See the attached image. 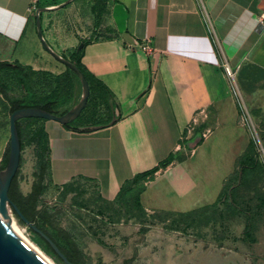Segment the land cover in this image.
Wrapping results in <instances>:
<instances>
[{"label": "crops", "instance_id": "obj_1", "mask_svg": "<svg viewBox=\"0 0 264 264\" xmlns=\"http://www.w3.org/2000/svg\"><path fill=\"white\" fill-rule=\"evenodd\" d=\"M38 1L0 0V38L9 46L1 62L42 69L40 62L48 54L38 35L36 13L31 11ZM79 1L68 8L76 9ZM98 3L91 11V34L112 38L85 45L82 62L112 91L121 119L92 133L70 131L45 120L42 125L49 140L53 184L63 187L79 180L89 182L97 186L103 200L115 202L127 182L174 156L169 167L146 183L141 195L146 213L184 215L215 204L237 157L212 193L198 181L193 167L202 146L191 162L179 161L178 156L184 154L178 152L184 138L191 139L193 124L221 125L224 116L238 118L234 87L225 66L235 78L246 63L264 69V0ZM41 22L44 37L56 52L60 45L64 51L80 47L82 40H50L46 29L51 23L47 26L45 18ZM148 39L153 53L139 46ZM168 232L161 228L153 239L154 247L169 253L171 264H204L203 249H197L192 236ZM107 258L110 260V254ZM121 263L151 264L143 252L132 253Z\"/></svg>", "mask_w": 264, "mask_h": 264}, {"label": "rangeland", "instance_id": "obj_2", "mask_svg": "<svg viewBox=\"0 0 264 264\" xmlns=\"http://www.w3.org/2000/svg\"><path fill=\"white\" fill-rule=\"evenodd\" d=\"M98 1L80 0L76 9H69L67 5L66 11L44 14L47 26L51 23L46 29L50 40L102 39L105 34H91V11L100 6ZM66 46L67 43L63 44V48ZM8 47L0 38V62L5 60ZM58 49L59 55H69V50H62L61 45ZM47 54V59L40 62L42 69L36 70L37 74L27 81L37 100L66 94L71 89L73 92L80 86L74 77L67 75L65 65ZM231 79L238 118L233 120L224 116L221 125L213 122L193 124L190 127L191 139L184 138L182 150L178 152L184 154L178 156L179 161L191 162L194 152L202 146L193 167L198 181L212 193L220 185L221 178L229 173L237 157L215 204L184 215L149 216L136 201L140 187H146L149 180L126 196L122 204L103 200L97 186L89 182L79 180L63 187L55 186L48 166L49 147L42 131L45 121L41 120L20 121L23 148L15 189L27 197L39 182L40 165L46 162L43 182L46 189L39 198L38 211L48 208L56 213L60 227L70 232L84 250V264H99V258L102 264H122V258L142 252L151 264H158L157 260H161V264H171L169 253L154 247L153 238L161 228L170 231L168 234L176 232L178 236H192L197 249H203L204 264H216L215 261L224 264V260L225 264H264V82L253 84L245 81L240 84L237 77ZM3 84L9 87L8 95L13 100L26 94L24 86L11 72L3 75ZM77 104L72 101L68 106L73 109ZM106 108L100 99H96L84 116L91 119L96 113L98 118H107ZM11 114L10 99L0 93V172L9 157ZM9 211L30 240L57 264H65L11 206ZM33 218L30 215L27 219L55 235L50 226ZM109 254L110 260L107 258Z\"/></svg>", "mask_w": 264, "mask_h": 264}, {"label": "trees", "instance_id": "obj_3", "mask_svg": "<svg viewBox=\"0 0 264 264\" xmlns=\"http://www.w3.org/2000/svg\"><path fill=\"white\" fill-rule=\"evenodd\" d=\"M66 1L68 0H39L37 5V10L45 9L49 7H56L65 3ZM43 15H44L43 13L40 15L41 21H43ZM102 38L111 39L112 37L108 35H104V37ZM90 42L91 40H83L81 44L88 45ZM68 52L69 55H62L63 58L70 60L72 63L76 64V66L84 73L90 85L91 95L88 105L86 109L82 112L80 117L75 121L64 125V127L67 130L78 133H92L95 132L96 130L108 128L115 125L118 121H120L121 115L119 114L120 108L115 99L114 94L102 81H100L94 75H92L84 66L82 62L84 49H79V47H77L69 50ZM7 72L13 73L15 77L18 79L19 83L22 84V86H24L25 88L26 94L20 97L19 99H15V100L11 99L10 96L8 95L9 87L3 84V75ZM35 74H37V72L32 67H25L20 64H11L9 62H0V93L4 95L7 99H10L12 113L18 109H23V108H39L48 111L50 113H53L55 115L63 116L72 109V107L68 106L72 101H74L75 104H77L81 100L82 97L81 82L79 78L75 75V73L72 72L70 69H67V75L68 76L71 75L79 82L80 86L78 89L75 87V90L73 92L71 89L70 92L66 94H55V95L47 96L41 100H37L35 98L34 93L32 92V89L27 84L28 79H30ZM237 79L240 84L245 81L253 84L264 82V69L255 66L251 63H246L238 73ZM96 99L98 100L100 99L106 105L107 107L106 109L108 110L107 118H102V117L98 118V115L96 113L92 116L91 119L85 118L84 116L85 112L90 107L92 101H95ZM37 120L45 121L42 119H24V121H37ZM17 125L20 134L21 146L23 148V131L21 130L20 127V121L18 122ZM42 131H43V136L46 138L49 147L48 136L45 133L44 128H42ZM48 154H49L48 166H50V149H48ZM173 162H174V156H170L168 159L162 162L158 167L148 172L139 174L133 180L127 182L122 187L116 202L122 204L123 199L126 196L131 195L133 191H135L139 187V185L143 184L147 180H152L153 178H155L156 174L160 170L166 169ZM7 164H8V159L6 160L3 166V170L6 169ZM46 169H47V164L45 161H43L42 164L40 165L39 182H37L34 185L33 191L27 197L21 196L15 189V182L18 176L17 175L12 183L9 196L12 202L15 205H17V207L24 214V216L30 218V215H32L34 216L33 218L34 221L39 220L40 222L43 223V225L50 226L54 230L55 235L50 234L43 227L38 226L39 229L44 231L54 241V243L59 247V249L69 259L70 262L75 264H84L82 263L86 257L84 250L80 247L79 243L76 241V239L73 237V235L70 232L60 227V225L56 220L57 217L56 213L51 212L48 208H46L42 212L38 211L39 198L46 189V187L43 184L47 171ZM140 188L141 191L139 193V196L136 198V201L138 207L144 209V207L141 204V195L145 191L146 187L141 186ZM57 238H59L60 241H58ZM42 239L47 244L48 249L57 256V254L49 245V243L44 238Z\"/></svg>", "mask_w": 264, "mask_h": 264}, {"label": "water", "instance_id": "obj_4", "mask_svg": "<svg viewBox=\"0 0 264 264\" xmlns=\"http://www.w3.org/2000/svg\"><path fill=\"white\" fill-rule=\"evenodd\" d=\"M74 0H68L65 3L45 9H38L36 11L37 28L40 41L44 49L57 61L65 65L68 69L75 73L79 78L82 85V97L80 102L71 109L68 113L63 116H58L48 111L39 108H23L14 111L10 118V145H9V157L8 164L5 170L0 172V205L8 209L10 206L17 213L25 224L30 226L37 234L44 238L55 253L63 260L65 264H75L69 261V259L62 253L59 247L54 241L41 229L30 222L20 209L15 205L10 196L9 192L12 183L21 166L22 159V146L20 140V134L18 130V122L24 119H42L46 121H55L62 125L69 124L80 117L82 112L88 105L91 89L87 78L84 73L76 66V64L64 59L59 55L51 46L48 44L44 37L42 22L40 15L50 10L61 9ZM84 44H81L79 49L84 48ZM0 264H49L37 253H35L26 243H24L17 234L7 225V223L0 217Z\"/></svg>", "mask_w": 264, "mask_h": 264}, {"label": "bare ground", "instance_id": "obj_5", "mask_svg": "<svg viewBox=\"0 0 264 264\" xmlns=\"http://www.w3.org/2000/svg\"><path fill=\"white\" fill-rule=\"evenodd\" d=\"M0 217L7 223V225L19 236V238L26 243L35 253L42 257L49 264H57L52 260L39 246H37L32 240H30L16 221V219L10 214L8 209L3 208L0 205Z\"/></svg>", "mask_w": 264, "mask_h": 264}, {"label": "built area", "instance_id": "obj_6", "mask_svg": "<svg viewBox=\"0 0 264 264\" xmlns=\"http://www.w3.org/2000/svg\"><path fill=\"white\" fill-rule=\"evenodd\" d=\"M31 11L34 14L36 13V11H37V4L36 3L33 4L32 8H31ZM139 46H140L141 49L145 50L148 53H153L155 51L153 46H152V41L149 40V39L148 40H144L143 42H141ZM225 69H226L227 75L230 78H234L235 77L234 73L227 66H225ZM179 149H180V147L178 148V150Z\"/></svg>", "mask_w": 264, "mask_h": 264}]
</instances>
